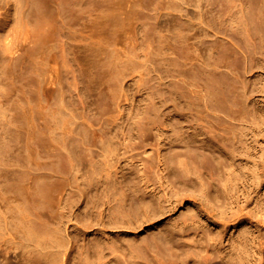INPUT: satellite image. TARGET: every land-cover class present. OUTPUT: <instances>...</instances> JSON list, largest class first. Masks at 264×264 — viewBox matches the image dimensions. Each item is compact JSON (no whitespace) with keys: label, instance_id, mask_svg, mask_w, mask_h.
Listing matches in <instances>:
<instances>
[{"label":"rangeland","instance_id":"374dc122","mask_svg":"<svg viewBox=\"0 0 264 264\" xmlns=\"http://www.w3.org/2000/svg\"><path fill=\"white\" fill-rule=\"evenodd\" d=\"M11 1L7 0L6 4V0H0V144L5 146H10L11 144V147H15L16 142H14L15 144L13 143L12 137L18 135L21 131L20 125H22V121L30 108V103L28 101L31 102V105H36L37 102H39V95L35 85L37 81L36 67L39 61L38 57H40L39 50L43 45L53 46L54 44V47L59 49H56L54 52L55 54H53V57H51V60L47 63L49 65L51 64L50 68H48L49 65H47L46 69L54 75L52 78H56L55 80L52 79L55 88L63 87L64 90L66 88L70 91L71 89L74 90L65 96V99H70L69 101L66 100V102L73 101L71 97H74V95L76 99L77 97L81 98L82 102L79 100L80 98H78L79 101L74 100L76 102H81L78 104L86 102L84 106L81 105L83 107H80L76 102L73 103V101L72 103H67L69 104L67 108L70 110V105H77L75 109H73L75 106L72 105V109L77 113L75 114L76 117L80 115V117H84L82 121H85L86 118L91 116L92 118H90L93 119V121L91 119L86 120L88 122L91 121V129L98 131L102 129L107 131L108 138H114L112 141L114 147L121 144L118 148L120 150L119 154H117L118 157L115 158L111 156V159L109 156V160L107 156L99 153V146L94 147V160L96 163H100L96 165L97 168H101V162L103 160H101L100 157L103 159L104 156L105 160L103 162L108 160V162L111 163V168H113V171L112 169L111 171L112 174L114 173L113 177L115 180L119 179V181H124L127 179L130 181V174L132 173L130 170L131 166H135L139 171L143 170V163L149 162L150 165L153 161L156 164V170H160L159 173L165 176V182L167 184L161 189L159 185L156 186L157 191L155 193H152L153 187L151 185L150 189L146 191L147 201H158L159 196L162 195L164 191L166 193V190L169 189L173 190L171 193L172 195L173 193L177 195V197L173 199L174 205H172L173 203L170 201L166 204V209H160V205H158L156 210L148 209L149 220L142 215V211L138 210L137 205H135L131 217L126 219V221H129V224L124 227H118L110 222L111 218H115V215H111L110 210H108L111 206L107 203L105 205L104 203L108 202V199L104 196L103 186H106L103 183L104 179L99 177L103 180H98L101 182L100 185L97 184L93 188H88L87 190L86 178L83 176V172L80 173L77 169H71L73 172L71 170L67 172L66 177L69 182H67L68 180L64 181L59 179L58 181L57 178H54L49 186L54 190L58 189L62 197L59 193H53L50 200L52 201V208L54 209L44 208L43 210H45V212L50 211L44 213V211L41 210V213L42 216L43 214H47L46 216L44 215L45 217L43 216L46 220H50L54 215V218L57 217L56 219H51L52 224L54 223V227L57 226L55 228L51 225V221H48L50 227H52H49V230L52 231L56 229L59 231L61 229V233L60 231H56V234L60 233V235L58 234L59 236H57L60 237V240L64 239L62 241L66 242H64L66 248L61 250V252L64 251L65 253L63 252L64 254L59 257L63 261L62 263L60 260V264H78L82 261V256L79 254H87L88 252L91 258L93 256L92 260H96L97 255H94V253L96 254L95 251H97V249L95 247L105 241L118 245L117 248L121 247L119 248L120 253H123L127 259L130 260L131 256H135L132 252V248L141 245L146 240H150L152 246L155 245L153 240H157L158 245H162V242L159 240L160 236L167 231L173 230L175 224H182L184 214L193 213L196 210H203L202 203L213 216L217 215L219 217V215L224 212H227V215H229V212L223 207L219 197L220 194L218 193V187L222 185V183L219 182L218 176L222 175L226 177L225 172L218 173V176L216 175L213 178H206L207 183L210 184L207 194L202 192L204 188H202L201 183L197 180H193L190 184L183 182L182 179H176L175 183L171 184V180H175L177 170H170L171 173L169 175V171L163 172V170H165L164 165L160 164L159 166L158 163L160 159L164 160V156L172 157L181 149V152H183V148H177L174 144L169 145L168 141L163 142L161 138L155 137L157 135L156 131L153 132L154 134L156 133V135H151V133H149L150 135L145 138L146 143L139 145L138 129H136L138 127L135 126L133 122H130V119L150 113L153 103L157 109L159 107V114L162 115L172 110V115L177 116L178 113L174 112L176 110L174 109L173 103H170L171 106L163 107V100L165 99L163 95L166 93L167 89L165 85L168 81L176 82L180 79L187 81L185 79L186 75L183 79L181 76V78L179 76L169 77L168 73L166 74L167 70H164V68H167L165 66H167L168 57L170 55L176 58L177 52H174L176 49L177 51L181 49L182 52H184V50L185 52L186 50L187 52L190 50L189 53L186 52L188 55L190 54V60H194V57L200 54L195 58L196 60L199 59L197 60V62L199 61L198 64H195L196 60H194V64L196 66L202 64L199 66L201 69L195 67L197 71L204 73L201 74L198 72L200 75H203L202 78L201 76H198V78L202 80L205 78L204 76H206L205 80H207L209 75H212L210 77L212 79L210 82H212L213 86L211 94L213 97L240 98L242 99L241 101L244 102H242L243 104L241 103L240 109L234 108L232 111L229 109V111H231L232 114L236 111L242 115H248L249 112L253 115L256 113V115H258L257 117L260 118L262 126L260 130H258V142L261 152L258 154L259 157H257L256 160H249L264 165V0H24L20 6H17L20 10L16 7L17 3L15 0ZM8 2L11 3L9 4ZM60 2L62 5L59 4ZM43 20L45 21L43 22ZM43 23L46 24L43 26ZM46 27L47 29H45ZM171 33L174 35L176 33L178 37L183 33L181 38L172 35L178 38L179 42L183 39L184 35L186 36V38L184 37L183 39L184 41L182 40L184 44L182 41L180 42L183 46L177 42L176 45H180L181 47H176L173 53L166 41L167 37L171 36ZM185 39H188L191 44ZM203 40L205 41L204 43L207 42L208 47L206 45L203 46ZM185 42L189 44L185 45ZM184 45L188 46L187 49ZM165 46L168 47L169 50L168 48L166 50ZM197 46L199 47L198 49ZM201 46L204 48L207 47V50ZM182 47L185 49H182ZM190 47L196 50L194 51L190 49ZM192 50L196 52L194 56L190 53ZM197 50H201L199 54ZM179 52L180 51H178V53ZM166 53H168L169 56H167L168 54ZM187 54H184L186 59L188 57ZM165 55L167 57H165ZM185 56H183V53L181 54V63L186 61L184 60ZM208 56L212 58L209 59ZM173 57H169V60L174 59V61H176ZM165 59L166 61H164ZM189 59H187L188 62L185 63L189 64V62H192L189 64L190 69H192L191 65L194 64L193 61ZM208 60H210V63H207ZM211 60L214 63V65L212 64L213 66L208 65L212 63ZM164 62H167L166 65ZM176 63L174 65V62H172L171 66L172 73L175 75V69L176 66H178ZM185 63H182L184 68L187 66ZM188 67H186L187 72L185 71V73H188ZM210 67H213L212 69L214 70ZM177 68L179 69V66ZM49 69L51 70L49 71ZM82 74H84V76ZM2 78L3 81L1 80ZM188 78L189 76H187V79ZM203 80L200 82L205 85ZM197 83L200 86L196 85L197 88H195L196 86L194 88L198 91L201 87L198 93L200 92L199 94L202 95H197L203 97L207 91H205L206 87L202 88L203 85L199 83V80ZM168 84L169 83H167L166 87ZM225 86H227V88H225ZM219 87H222V93L220 91L221 89L218 90ZM67 89L65 90L66 93L69 92ZM203 89L205 92L202 91ZM227 90L229 96L225 93ZM71 93H73L72 96ZM75 97L72 99H75ZM173 98H176L175 94ZM244 104L245 106H243ZM149 105L152 106H150V109H148ZM19 108H21V110H19ZM83 108L84 110L86 108V116H82L84 113L82 112ZM76 109L80 110L77 111ZM87 110L88 113L91 114H89V117L87 116ZM184 112L187 114L188 110ZM66 113L70 115L68 110L65 111V116L67 115ZM64 114L62 115L64 116ZM58 117L57 115V118ZM59 118L61 119V116ZM66 118L67 116L65 119ZM80 119L77 118V122L87 128L88 124L84 125L85 123L80 121ZM114 119L118 121L115 122L116 120ZM15 122L16 124H14ZM11 124L14 126L12 127ZM60 124L61 126H59V128L62 129L64 124L61 122ZM69 126L68 124L67 131L71 129ZM215 126L216 125H213L212 128L219 133L221 129ZM215 128L218 129L215 130ZM9 129L12 131L10 132ZM127 129H134L136 131L133 130L134 133H132V136L128 134L129 131ZM98 131L95 132V134H99ZM124 132L128 134V137ZM59 133H61L60 130ZM220 133H222V131ZM3 136L6 138H3ZM129 136L132 140H130L131 138ZM97 137H99V135H97ZM136 137L137 140L135 139ZM2 139L4 142H2ZM211 152L215 153L216 157L220 155L217 146L214 147V149L211 148V150L209 148L206 149L207 154ZM98 154L100 156H98ZM182 157L183 155L179 158ZM99 160H101V162ZM110 160L113 161L110 162ZM59 161L62 160L55 159V164L51 166L50 169L54 167V170H59ZM47 162L50 163L52 161ZM229 167L230 166L227 165L226 168ZM47 171L49 172V170ZM115 172H117V174H115ZM116 175L119 176L117 177ZM168 176H170V182H168V178L166 180ZM206 176H208V173ZM72 177L75 179L77 177L79 181ZM83 188L86 190L85 193H82L84 190ZM80 189L83 190L81 191ZM262 189V193L264 194V187ZM127 194L125 199L127 203H129V209L133 199L138 200L142 198L141 193L136 194L133 190L128 191ZM60 198H63V201L65 199L64 203H61L63 201H61ZM209 199L212 201V205L216 206L214 209L209 206ZM179 202L181 203L179 204ZM115 203H113V205ZM262 203L264 205V196L260 201L261 205ZM97 204V207L91 208L92 205L96 206ZM1 208H3L1 210H4V207L1 206ZM262 208H264V206H262ZM51 210H53L54 213H52ZM259 211L260 210L255 209V202H249L246 211L243 213L246 215L244 216V220L237 223L236 226H234L235 223L229 224L228 227L220 226L215 223L214 220L210 219V214H204L205 216L203 218L205 224L208 225L205 228L197 230V233L200 234V236H198L199 239L201 237L205 238L204 233L206 232L208 238L211 237L214 239L210 242L214 244L211 252L217 251L216 255L220 251L224 253L222 255L219 253V256H217L212 263L209 262L208 264H237V260L229 262V257L236 247L235 241H241L242 237H239V235L244 232L249 233L248 237L251 239L245 252L253 250L259 236L264 237V227L256 225V223H254L255 221H253V218L262 217L263 213ZM49 213H52L51 216ZM185 238H187V236ZM253 241L256 244L253 243ZM179 245L180 244L177 243L168 253L174 254V256L180 255L181 252L178 249ZM86 246L90 248L85 251L84 248H88ZM81 249L83 251H81ZM255 249L256 247L251 251L252 253H250L254 254L253 252ZM47 252L55 254L56 248H50ZM239 253L240 251L234 252L233 256L236 257ZM223 255L229 257L223 259ZM255 255L256 256L252 255L253 262L251 264H254V261H256L254 257H257V254ZM7 257H10V255H7ZM120 258L114 260L113 257L109 260L113 259L112 264H124V259ZM11 259L13 262H17L15 257L12 256ZM199 261L201 260L189 257L188 264H200ZM47 263H49L48 260ZM202 263H204V261Z\"/></svg>","mask_w":264,"mask_h":264},{"label":"bare ground","instance_id":"6f19581e","mask_svg":"<svg viewBox=\"0 0 264 264\" xmlns=\"http://www.w3.org/2000/svg\"><path fill=\"white\" fill-rule=\"evenodd\" d=\"M11 2L8 3L10 4ZM15 2L17 3L16 4L17 7L20 6V4L24 2V0H15ZM6 4H7V0H6ZM59 4H61V2ZM111 17L113 18L112 15ZM44 21L45 20H43V22ZM45 24L43 23V26ZM47 27L45 29H47ZM182 34L183 33H181V35L179 36L180 38ZM172 35L174 34L171 33V36H168L166 41L168 43V47L172 49L171 52L173 53V50L176 47H181L180 45L182 44L180 42L184 39V37L186 38V36L184 35L183 39H181V41L179 42L178 39L179 37L176 35V33L174 36H177L178 38ZM188 39L185 40L187 41ZM177 42L180 43L179 46L176 45ZM204 42L205 41L203 40V43ZM188 44L186 43L185 45ZM185 45L184 47L187 49L188 46ZM204 45L207 46V42L204 43L203 46ZM203 46L201 47L204 48ZM168 47H166L165 49L167 50ZM184 47H182V49H185ZM207 47H205L204 49L207 50L206 49ZM198 48L199 47L197 46V49ZM56 49L57 48H55L53 44V46L43 45L39 50L40 57H38L39 61L37 59L38 61V66L36 67L37 81L35 83L39 95L38 98L39 102H37L36 105L35 104L31 105V102L28 101L30 103L29 104L30 108L28 110L27 107L28 110L27 112L30 113L29 114L27 113V115L24 117V120L22 121V125H20V123L18 122L19 125L21 126V131L19 132L18 135L13 134L14 136L12 137L13 143L16 142L15 147H11V144L10 146H5L0 144V204H1L0 205V264H60V260L62 261V259H60L59 257H61V255L65 253L64 251H63L64 253L61 252V250L66 248L65 245L66 242L62 241L64 239L61 238L62 240H60L59 239L60 237H58L61 233L60 231L61 229L59 230L60 231V233H58L59 235L56 234V231L57 232L59 231L54 229L57 226L54 227L53 225L54 223L52 224L51 219L53 220L56 219L57 217L54 218L55 217L54 215L53 218H50V220L48 219L49 221H51V225H53L54 227L53 228L55 230L54 233V230H52L53 232L49 230L52 227H50L49 221L46 220V218H44L47 214H43V216L45 215L43 217L41 210H43L44 208L54 209L52 208L53 206L50 197L53 196V193L60 194L61 192L58 189L55 190L52 189L49 186V184L52 183L54 178H57V180L59 179V180L67 181L68 180V178L66 177L67 172L71 169L72 170L77 169L78 172L80 173L83 172V176L86 178V182H87V184L85 183L87 186V190L88 188L89 189L93 188L97 184L100 185L101 183L100 181L104 179L103 183L104 185H106L105 187L103 186L104 196L105 198L108 199V202H104V203L105 205L107 203L109 206H111L108 210H110L111 215L113 216L115 215V218H111L110 222L115 226L117 225L118 227H124L125 225L129 224V221H126V219L131 217L135 205H137L138 210L142 211L141 212L142 215L148 219L149 218L148 209L156 210L158 208V205L161 206L160 209L162 208L166 209L167 208L166 204H168L171 201L173 203L172 205H174L173 199L177 197V195H175L174 193L172 195L171 193L173 192V190L169 189L166 190V193L165 191L163 192L164 196L163 194L159 196L158 201L155 202L153 200H151L150 202L147 201L146 191L150 189L151 185L153 187L152 193H155L157 191L156 186L159 185L160 186L159 188L161 189L165 186V184H167L165 182V176L159 173L160 170L158 171L156 170V164L153 161L151 162L150 165L149 162H147L148 164L143 163L144 168L143 170H139V171L137 170V168H135V166H131L130 170L132 171V173L130 174L131 175L130 181H128L127 179L124 181L121 180L119 181V179L116 180L114 179L113 177L114 173L112 174L113 168H111L112 167L111 163H109L108 160L110 159L111 156L115 158L118 157L117 154H119L120 151L118 148L121 146V144H118L119 146L116 145L114 147L112 142L114 138L109 139L107 131L102 129H100L99 131L91 129L92 126V124L90 123L91 121L90 122L86 121L92 118L91 116H90L91 118L89 117L90 113H88V110H87L88 113L87 116L89 118H86L85 121H82L84 117L82 118L80 117V115L78 117L75 116V114L77 113H75V110L73 109H75L77 105L83 107L84 103L86 102H84L83 104H78L82 102L81 98L77 97L76 99L74 95L75 99H72L74 98L72 96L73 93H71L72 96L71 100L77 101L78 98H80L79 100L81 102H76V101L66 102V100L69 101L70 99L69 98L65 99V96H67L68 93L70 94V92H73L74 91L73 89H71L70 91L66 88L69 91L66 93L65 91L66 89L64 90L63 87L55 88L54 86L55 84L52 79L55 80L56 78H52L54 77V75L48 72L46 68L47 65H49L47 63H49V60H51V57H53V54H55L54 52L56 51ZM190 49H193V47L192 48L190 47ZM178 51L180 52L178 53ZM178 51L177 49L176 51H174L177 52L178 58L176 54H174L176 55L175 58L173 57V55L169 56V54L166 53L168 54L167 56L175 58L176 61H174L173 58H172L173 60L170 59L171 60L170 61L168 57V63L164 62L165 65L167 63V66H165L167 68L166 69L164 68V70H167L166 74L168 73L169 77L181 76L183 79L184 76L186 75L185 79L187 81H185L184 79L181 80L180 79L181 77L178 78L181 81L178 80L176 82L173 81L169 82L167 80L168 81L167 83L169 84L166 87L167 85L166 83L165 85V88H167L165 93L166 95L165 94L163 95L165 96V99L163 100V107H167L170 105V103H173L174 109L176 110L174 112L178 113V114L175 113L177 114V116L172 115L171 112L172 110L162 115L159 114L158 113L159 107L157 109V107L154 106L153 103V107L151 106L152 105L151 104L149 105L148 108L150 109V106L152 107L150 113L145 114L144 116L142 115L140 117L139 116L133 117L130 119V122H133V124H135V126L138 127L136 129H138L137 130L138 139L140 141V142L138 141L140 143L139 145H143L144 143H146L145 138L148 137V135H150L149 133L153 135L154 134L153 132L156 131L157 135L155 133L154 134L156 135L155 137L161 138L163 142L168 141L169 145L174 144V146L175 147L177 146V148L180 147L183 148V152H181L182 149L180 148L181 150L178 153H176V155L172 157L164 156L163 158L164 160L162 159L159 160L158 163L159 166L160 164H163L165 167V170H163V172L169 171V175H170L171 173L170 170L171 171L177 170L175 174V180L173 181L171 180V184H174L176 179H182L183 182L190 184L193 182V180H197L201 183L202 188H204L203 189L204 191L202 192L207 194V191L210 188V184L207 183L206 178H213L216 175L218 176V173L225 172L226 177L222 175L218 176L220 180L219 182L222 183V185L218 187L219 190L218 193L220 194L219 197L220 200L222 201L223 207L226 209V211L229 212L228 213L229 215H227V212L226 213L224 212L221 213L219 217L217 215L213 216V214H210L207 208H205V205L202 203L203 210H196L193 213L184 214L182 219L183 221L182 224L179 223L175 224L173 226V230L167 231L160 236L159 240L162 242V245H158L157 240H153V243H155V245L152 246L150 240H146L141 245L132 248V252L133 254H135V256H131L129 260L123 253H120L119 248L121 247L117 248L118 245H114V243L112 242L105 241L102 244L98 243L99 245L97 246L95 245L96 246L95 248L97 249V251H95L96 254L94 253V255H97L96 260H92L93 256L91 258L89 256L90 255L89 252H88L89 254L88 253L87 254L82 253V255L79 254L80 256H82L81 258L82 261L81 262L78 261L81 264H112L113 259L111 260L109 259L113 257L114 260L115 259L117 260L120 257H121L120 259L123 258L126 264H144V263L145 264H188L189 257H192L193 259L194 258L199 259L202 262L204 261V263L206 264H208L209 262L212 263V261L215 260L217 256H219V253L220 255L224 253L220 251L216 255L217 251L211 252L213 250L214 244L210 242L213 241L214 239L211 237L208 238L206 236L207 234L206 232L204 233L205 238L201 237L199 239L198 236H200V234L197 233V230L201 228H205L208 225L205 224V220L203 218L205 216L204 214L207 215L210 214L209 216L210 219L214 220L215 223L219 224L222 227H228V225L232 223H235L234 226H236L237 223H240L244 220V216L246 215L243 213L246 211L247 204L251 201L255 202V209L260 210L259 212L263 213L261 218L260 217H257L255 219L253 218V221H255L254 223H256V225H261V227H264V208H262V206L264 205L263 203L262 205L260 204V201L264 196V194L262 193L263 190L262 188L264 187V165H262L259 162L249 160V159L256 160V158L259 157L258 154L261 152L260 144L258 142V132H259L258 130H260L262 126L261 120L260 118L257 117L258 115H256V113L253 115L250 114L249 111H247L249 112L248 115L246 114L242 115L241 113H237L236 111L233 114L231 113V111L234 108L238 109L241 106V103L243 102L241 101L242 99L229 98V97L215 98L211 95L213 86H212V82H210L212 80L210 77L212 75H209V78L207 80H205L206 76H204L205 78L203 79L205 81L203 79L202 80L203 82H205V85H203L204 83L202 84L200 82L202 81L201 78L203 77V75H200L199 73L201 72L197 71L196 68L198 67L199 69H201L199 66L202 64H199L198 66L195 65L198 64L199 62V61L197 62V60L199 59L196 60L195 58H197V56L200 55L199 52L201 50L200 51L197 50L198 51L197 53L199 55H196V57H194V60H196L197 63L195 62L194 64V60L191 59L194 64L191 65L192 69H190V65H189L192 62H189V64L185 63L188 62L187 59L190 58L189 56L190 54L189 55L187 54L189 53L190 50L188 52L186 50L187 53L185 52V50H184L185 53L182 52L181 49ZM192 51L190 53H192L194 56L196 52L193 51L194 52L193 53ZM181 52L183 53V56H185L186 54L188 56L187 59L185 56L184 60L186 61L182 62L185 63V65L187 64L186 67L189 66L188 73H185V71L187 72L186 67L184 68V65L180 62V59L182 58ZM167 56L165 55V57ZM210 58L212 57H209V59ZM164 61H166V59ZM209 61L210 60H208L207 63ZM172 62H174V65L177 62L176 65L178 64L179 66V69L177 68L178 66H176L175 69L176 75L172 73V69H171ZM212 64L214 65L213 61L211 64L208 65L213 66ZM50 65L48 66V68H50ZM210 68L212 69L213 67ZM50 70L51 69H49V71ZM196 73L199 75H197ZM82 75L84 76V74ZM187 76H189L188 79ZM198 76H201V78L199 79ZM1 80L3 81V78ZM198 80L199 83L203 85L202 88L206 87L205 91L207 90L206 94L204 93L205 95L203 97L199 96L202 95L199 94L200 92L198 93L201 87L200 89H198V91L195 89L199 85L197 83ZM69 88H74V87H69ZM221 88L219 87L218 90ZM225 88H227V86H225ZM202 91L205 92L204 89ZM220 91L222 93V89ZM225 93H227L226 95H228V90ZM174 94L176 96L175 99L173 98ZM185 98L189 100H186ZM72 102L73 103L76 102L77 105L75 106L74 104H72L75 106L74 108L72 107V105H70L71 107L69 110V108H67V105L69 104L67 103H72ZM243 106H245V104ZM21 108H19V110H21ZM229 109H231V111H229ZM67 110L70 112L69 113L70 115L66 113L67 118L65 119L66 116L64 113ZM83 110L82 112L84 113L82 116H86L85 115L86 108L84 111ZM185 110L186 111L188 110L187 114L184 112ZM62 114H64V116ZM57 115L59 117L61 116V119L59 117L57 118ZM77 118L80 119V121H82L83 123H85L84 125L88 124L87 126L88 129L82 126L80 123H78ZM117 119H114L116 120L115 122L118 121ZM91 120L93 121V119ZM60 122L64 124V127L62 126V129L63 128L65 129L66 126L65 129L66 131L64 129L62 130L59 128V126H61ZM14 124H16V122ZM68 124L70 125L69 127L71 128L70 130L68 129L69 131H67ZM213 125H216L221 129L219 133L218 131H214V128H212ZM13 126L14 125H12V127ZM217 129L215 128V130ZM59 130L61 133H59ZM133 130L134 129H129L128 130L129 132L127 131L128 134L132 135V133L136 131ZM11 131L12 130H10V132ZM97 131L99 134L97 133L96 134L99 135V137H97V135L95 134V132ZM221 131L222 133H220ZM124 134H126V132H124ZM128 134H126V136ZM3 138L6 137L3 136ZM135 139L137 140V137ZM130 140H132V138ZM2 142H4L3 139ZM96 146H99L100 147L99 150L102 151V152L99 151V153H102L103 155L108 157V158L105 157L108 160L103 162L105 159L104 156L101 154L103 156V159L100 157V159L103 161L101 162V160H99L102 163L101 168H97L96 165L99 162L96 163L94 160L95 153L93 148ZM216 146L218 147V151H219L218 153L220 154L218 157L215 156V153L212 152L210 154L206 153V149L209 148L211 150V148L214 149V147ZM182 155L183 157L179 158ZM98 156L100 155L98 154ZM55 159L62 160L59 161L60 169L57 171L53 169L54 167L50 169L51 166H54ZM113 160H110V162H112ZM47 161H52V162L48 163ZM227 165H229L230 167L226 168ZM47 170H49V172ZM207 173L208 176H206ZM115 174H117V172H115ZM99 177H101L102 179H100ZM167 178L169 179L168 182H170V176L166 177V180ZM76 179L78 178L76 177ZM99 179L100 181H98ZM67 182H69V180ZM83 189L80 190L82 191ZM130 190H133V192L136 194L141 193L142 198L138 199L137 197L138 200L133 199L132 202L130 203L131 205L129 209L128 208L129 203H127L125 197L128 195L127 192ZM85 192L86 190L84 189L82 193ZM62 199L63 198H60L61 201H63ZM64 201L61 203H64ZM113 203L115 204L113 205ZM180 203L181 202H179V204ZM1 206L4 207V210H1L3 209L1 208ZM97 206L98 204L96 206L92 205V207L90 205L91 208L93 207L95 208ZM209 206L213 209L214 207H216L215 205H212L211 200ZM43 211L44 213H48L50 210L48 212H45V210ZM51 212L54 213L53 210H51ZM248 234L249 233L247 232L240 234L239 237L240 236L242 237L241 241L239 242L235 241L236 247L233 250V253L237 251H240V253L236 257L233 256L234 255L233 253L232 254L230 253L231 254L230 257L229 256L225 257L223 255L224 257L223 259L229 257V262L237 260V264H251L253 262L252 255L256 256L255 254H257V257H254L256 258L254 264H264V237L259 236V239L257 240V244L253 241V243L256 244L255 246L256 249L253 252L254 254H251L252 253L251 251H253L255 247H253V250L245 252V249L249 246L251 240L248 237ZM186 236L187 238H185ZM177 243L180 244L178 246V249L181 252L180 254L181 256L180 255L174 256V254L168 253L170 249H172L177 245ZM163 245L166 246L164 247ZM50 248H56L57 255L56 253L50 254V252H47ZM57 248L58 251L60 249L59 252L57 251ZM89 248L90 247L84 249L86 251ZM14 251H16L17 253ZM81 251L83 250L81 249ZM7 255H10V257H7ZM12 256L15 257L17 262L12 261L11 259ZM47 260L49 261V263H47ZM201 261H199V263L204 264Z\"/></svg>","mask_w":264,"mask_h":264}]
</instances>
